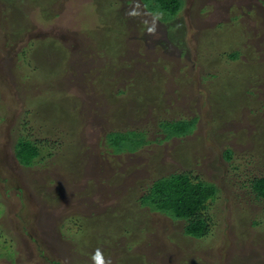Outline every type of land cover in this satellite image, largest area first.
Wrapping results in <instances>:
<instances>
[{
    "label": "rangeland",
    "instance_id": "obj_1",
    "mask_svg": "<svg viewBox=\"0 0 264 264\" xmlns=\"http://www.w3.org/2000/svg\"><path fill=\"white\" fill-rule=\"evenodd\" d=\"M183 4L0 0V264H264V0ZM195 113L163 141V119ZM21 139L43 149L31 166ZM186 172L220 188L203 237L140 207Z\"/></svg>",
    "mask_w": 264,
    "mask_h": 264
},
{
    "label": "trees",
    "instance_id": "obj_2",
    "mask_svg": "<svg viewBox=\"0 0 264 264\" xmlns=\"http://www.w3.org/2000/svg\"><path fill=\"white\" fill-rule=\"evenodd\" d=\"M155 2V6L152 5V3H148L149 0H145V2L148 4L151 11H158L163 10L170 12L172 15H175L177 12H179L183 8V0H153ZM169 18H172L169 17ZM168 18V19H169ZM161 21H163V18H160ZM239 53L231 54L232 59H238ZM241 60L237 61L240 62ZM244 62V61H242ZM246 63V62H245ZM247 86V85H246ZM245 86V87H246ZM244 87V88H245ZM252 93V91H250ZM247 93V94H250ZM247 102V101H246ZM264 106V103L262 104V107ZM122 107V106H121ZM200 115L198 113H195L194 116H191L190 118H187L186 116H181L179 119H169L164 120L161 123V126L165 133H167V139L163 140L166 141L168 139L172 138H180L187 135H190L194 132L197 121ZM128 131H132V137L138 136V134H141L140 132H135L129 128H127ZM161 142V141H160ZM27 143L30 147H32L31 150L23 149L21 147L23 144ZM224 147V154L226 153V156L224 157L229 161L231 158V146L225 142L222 143ZM142 146V144H140ZM21 147V148H20ZM19 148V149H18ZM40 145L36 142L31 141L30 139H21L20 145L17 144L15 149V156L18 159H21L24 163V166H31L34 164V158L38 157L40 153ZM131 148L135 147H129L123 151L124 153H131L137 151L139 149L131 150ZM41 150H43L41 148ZM114 154V153H113ZM122 154V153H120ZM118 154V155H120ZM124 155V154H123ZM83 160V158H82ZM81 160V162H82ZM219 171L218 169H215V172ZM79 172V171H78ZM141 175L139 174V182L141 181ZM145 177V176H144ZM140 182L137 186H132V183L127 184L126 188L121 191V196L129 197V199H133L135 197V194L139 193L140 191L144 190L145 185L147 184L144 181ZM131 180V179H130ZM154 184L149 189V193L147 194H141L142 196L139 199L140 207H147L149 206V213L151 211H158L169 218L176 220H183L184 221V232L186 234H189L193 237H200L204 236L208 232L209 222L208 218L203 215L202 210L205 208L207 209L209 205L206 203L209 199H213L220 188L215 186L216 184L208 182V183H202L192 180V176H190L189 172L182 173L180 176H172V177H162L159 179L154 180ZM138 183V181H137ZM253 188L258 192L262 198H264V176H261L257 178L254 181ZM140 190V191H139ZM154 193L155 197L151 201L149 199V195ZM130 200V201H131ZM131 202H127L124 207L123 211L125 210V206L130 205ZM155 206L152 208L151 206ZM208 206V207H207ZM122 214V219L124 220V215ZM129 216V215H128ZM128 218V217H127ZM124 234L123 232H119ZM118 235V233H117ZM134 241L131 243V247L135 244H138L137 239H133ZM77 254L79 255V259L83 258L82 256L87 254L85 249L78 248L76 249ZM67 261H70L69 256H66ZM88 261V260H87ZM87 261H84L82 259V264H88Z\"/></svg>",
    "mask_w": 264,
    "mask_h": 264
},
{
    "label": "clouds",
    "instance_id": "obj_3",
    "mask_svg": "<svg viewBox=\"0 0 264 264\" xmlns=\"http://www.w3.org/2000/svg\"><path fill=\"white\" fill-rule=\"evenodd\" d=\"M118 233V232H117ZM117 233H113L112 235H117ZM122 236H123V234H122ZM133 246H135V244L133 245ZM132 248V247H131Z\"/></svg>",
    "mask_w": 264,
    "mask_h": 264
}]
</instances>
